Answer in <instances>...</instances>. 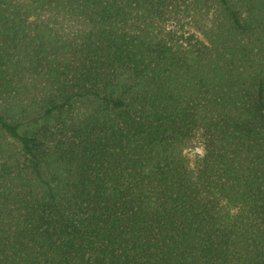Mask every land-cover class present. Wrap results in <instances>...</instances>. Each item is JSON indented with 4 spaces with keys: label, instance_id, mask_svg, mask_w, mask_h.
Masks as SVG:
<instances>
[{
    "label": "trees",
    "instance_id": "1",
    "mask_svg": "<svg viewBox=\"0 0 264 264\" xmlns=\"http://www.w3.org/2000/svg\"><path fill=\"white\" fill-rule=\"evenodd\" d=\"M0 264H264V0H0Z\"/></svg>",
    "mask_w": 264,
    "mask_h": 264
},
{
    "label": "rangeland",
    "instance_id": "2",
    "mask_svg": "<svg viewBox=\"0 0 264 264\" xmlns=\"http://www.w3.org/2000/svg\"><path fill=\"white\" fill-rule=\"evenodd\" d=\"M203 155V149L198 144L185 152V158L190 167L196 165Z\"/></svg>",
    "mask_w": 264,
    "mask_h": 264
}]
</instances>
